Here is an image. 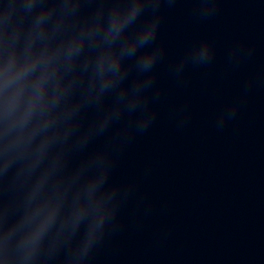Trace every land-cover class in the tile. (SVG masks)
<instances>
[{"label":"clouds","instance_id":"obj_1","mask_svg":"<svg viewBox=\"0 0 264 264\" xmlns=\"http://www.w3.org/2000/svg\"><path fill=\"white\" fill-rule=\"evenodd\" d=\"M191 2L199 19L218 13L219 0ZM176 3L0 0V264H88L120 230L137 186L113 174L156 121L162 6ZM253 52L237 44L229 61ZM213 58L205 39L169 71L180 83L187 65ZM237 110L225 108L217 127ZM141 210H149L143 197Z\"/></svg>","mask_w":264,"mask_h":264}]
</instances>
